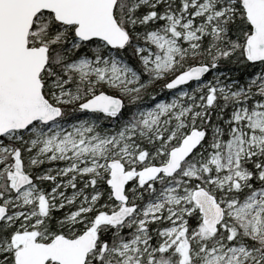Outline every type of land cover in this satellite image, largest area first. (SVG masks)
Here are the masks:
<instances>
[{"label":"snow or ice","instance_id":"snow-or-ice-1","mask_svg":"<svg viewBox=\"0 0 264 264\" xmlns=\"http://www.w3.org/2000/svg\"><path fill=\"white\" fill-rule=\"evenodd\" d=\"M0 264H264V0H0Z\"/></svg>","mask_w":264,"mask_h":264}]
</instances>
